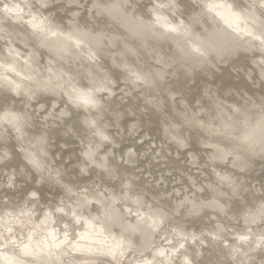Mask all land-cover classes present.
<instances>
[{
  "label": "snow or ice",
  "instance_id": "snow-or-ice-1",
  "mask_svg": "<svg viewBox=\"0 0 264 264\" xmlns=\"http://www.w3.org/2000/svg\"><path fill=\"white\" fill-rule=\"evenodd\" d=\"M205 11L260 57L255 126L201 75L223 49L158 43ZM0 41V264H264V180L247 179L264 164V0H0ZM54 126L75 155L49 154ZM145 143L207 175L145 180Z\"/></svg>",
  "mask_w": 264,
  "mask_h": 264
},
{
  "label": "rangeland",
  "instance_id": "rangeland-1",
  "mask_svg": "<svg viewBox=\"0 0 264 264\" xmlns=\"http://www.w3.org/2000/svg\"><path fill=\"white\" fill-rule=\"evenodd\" d=\"M142 2H146V0H142ZM209 17L207 16V18L211 20L212 16L210 18ZM246 55H247V59L245 60ZM246 55L242 56L243 59L241 56H236L237 57L236 59L235 57L228 59V60L219 59L218 64L214 60L217 64V70H216L215 77H213L211 71H208V70L201 72V75L202 76L206 75L209 81L214 80V84L212 85L213 87L215 85H223L226 90L228 88H231L233 91V95L226 100V103L230 105L235 104L237 107L242 106V111L247 112L246 116L247 118L249 117L248 118L249 121L252 120V123H253L252 125L254 126L256 122L260 120L259 119L260 118L259 107L258 106L253 107L251 103H248L247 105H245V97H251L256 102V105H259L260 103V100H259V97L261 95V89L259 87V71L260 70L257 64L255 63V61H258L260 59V57L258 54L254 56L250 53L249 54L247 53ZM214 61L213 63H215ZM55 67L57 66L54 65V69ZM250 76H254L256 78V84L254 86H253V82ZM201 84H204L203 79L201 80ZM117 103H119V101H117ZM224 119H227V116H225ZM233 119H235V117H233ZM240 119H244V117H240ZM129 123H131V121H129ZM216 126L219 127V122L217 123ZM249 131L251 130L249 129ZM238 132L239 131L236 132V135H238ZM255 134H256L255 136H257L256 138L258 139L259 131L256 130ZM51 139H52V144H51V149H50L49 154H51V152L53 153L54 151L59 156V153L63 152L65 157H67L69 154L75 155L78 152V146L76 142L72 139L71 136L65 135L62 129L57 130L55 129V126H54V134L51 137ZM65 141H68V143L65 144ZM151 149L153 148L148 143H145L143 147L140 149V152H141L140 168L143 172V178L145 180H148L149 182H156L158 184L159 181H163L165 179L163 183L170 190L172 187H175L177 188V190H179L180 182L189 177V172L186 171V169L190 170L191 176L193 177L201 176V178L203 179L207 175V173H201L197 170V165L199 164V161H197V163H193L190 159H186V158L184 159L183 157L178 158L177 154L174 151H172L171 148H167L166 146L164 148V154L161 153L160 155L156 154L157 152H159V148L156 149V152H154ZM165 153H172V154L169 157ZM202 154L206 155V150L202 149ZM177 160H178V163H177ZM171 161L173 165L170 163ZM169 173H171V175H169ZM162 177L164 179H162ZM247 179H250L251 182L257 186H259V183L261 180H264V164L261 163L258 157L256 158L255 162L252 164L251 169L249 171V176L247 177ZM4 211L18 212L19 209L13 210L12 208H9ZM7 219L8 218L5 217V222L7 221ZM206 219L207 218H205V221L203 223H206L209 228L212 227L211 222L207 221ZM239 227L241 228L244 227L243 222L240 223ZM205 245H206V248H205L206 255L204 258L210 261H215L216 259H218L219 257H218L217 251L212 250V249H207V242H205ZM77 255L80 256L81 259L86 258L80 253H77ZM129 259H133V258L130 257Z\"/></svg>",
  "mask_w": 264,
  "mask_h": 264
},
{
  "label": "bare ground",
  "instance_id": "bare-ground-1",
  "mask_svg": "<svg viewBox=\"0 0 264 264\" xmlns=\"http://www.w3.org/2000/svg\"><path fill=\"white\" fill-rule=\"evenodd\" d=\"M212 16V19H208L206 21H202V25L199 26L198 28L195 29V35L194 39L197 41L195 45L197 47H203L201 50L209 49V50H216V49H223L222 51V58L219 59H224L228 60L231 58L235 59L237 58L236 56H245L247 53L252 54L251 52L246 51V49L242 46L243 43L246 41L247 37L242 36V35H237L230 29L219 17L215 16V13L208 12V17ZM209 17V18H210ZM215 17V18H213ZM114 23V28L119 34H124L128 35L127 29L119 24ZM175 35V34H174ZM192 39H193V28L191 35L189 37L185 36H175V39H164L159 41V45L162 46L165 50L167 49H172L175 50L177 48V44H179L181 47H185L186 44H189L191 46L192 44ZM133 43L135 42L134 40L132 41ZM236 45H240V47H235ZM235 47L234 52H230L228 49ZM253 55V54H252ZM250 55V56H252ZM247 57V55H246ZM243 59V57H242ZM239 60V59H238ZM68 62H73L69 60ZM215 62V61H214ZM227 63V62H226ZM225 63V64H226ZM216 64V62L214 63ZM222 66V65H221ZM55 70V69H54ZM199 71V70H198ZM245 107V106H244ZM256 110V109H255ZM249 112V111H248ZM247 113V112H245ZM251 113V112H250ZM254 113V112H253ZM247 115V114H246ZM250 116V114H249ZM254 117V116H253ZM249 118V117H248ZM252 118V116H251ZM256 119V118H255ZM260 119V118H259ZM254 120V119H253ZM255 121V120H254ZM253 121V122H254ZM252 123V120L250 121ZM257 123V122H256ZM253 124V123H252ZM255 126V125H254ZM251 130V129H250ZM259 131V129H256ZM256 132V131H255ZM236 134V133H235ZM239 135V132H238ZM256 135V134H255ZM53 136V135H52ZM257 137V136H256ZM63 142V141H62ZM57 146V145H56ZM65 147V146H64ZM167 147V146H166ZM68 148V147H67ZM168 148V147H167ZM66 149V148H65ZM153 150V149H151ZM73 151V150H72ZM54 152V151H53ZM171 152V151H170ZM52 153V152H51ZM147 153V152H146ZM164 154V153H163ZM172 154V153H171ZM51 155V154H50ZM143 155V154H142ZM185 159V158H184ZM184 161V160H183ZM172 164V161L170 162ZM169 163V164H170ZM185 163V162H184ZM197 163V162H195ZM189 164V163H187ZM173 165V164H172ZM176 165V164H175ZM143 166V165H142ZM194 166V165H193ZM174 167V166H172ZM171 167V168H172ZM180 167V166H179ZM183 167V166H182ZM258 167V166H257ZM189 168V167H188ZM259 168V167H258ZM180 169V168H179ZM171 170V169H170ZM183 170V169H182ZM189 170V169H188ZM172 171V170H171ZM184 172V171H183ZM185 174V173H184ZM197 174V173H195ZM253 174V173H252ZM186 175V174H185ZM184 176V175H183ZM204 177V176H203ZM167 178V177H166ZM162 179H164L162 177ZM165 180V179H164ZM163 180V181H164ZM166 182V181H165ZM207 220V219H206ZM114 235L116 234L115 232L113 233ZM105 238L107 239V233H105ZM100 240L101 244H103V240H101L100 237L93 236V237H88L86 240L81 241V243L85 246L89 244H95L96 241ZM108 243H111L110 239H107ZM10 255V254H9ZM77 255V254H76ZM130 258V257H129ZM132 258V257H131ZM83 259V258H82Z\"/></svg>",
  "mask_w": 264,
  "mask_h": 264
},
{
  "label": "clouds",
  "instance_id": "clouds-1",
  "mask_svg": "<svg viewBox=\"0 0 264 264\" xmlns=\"http://www.w3.org/2000/svg\"><path fill=\"white\" fill-rule=\"evenodd\" d=\"M192 2H193V3H197L198 0H192ZM200 13H201V9H200V8H197V9H196V14L199 15ZM207 16H208V12L205 11V12L203 13V15L201 16V18H200V23H193V24H192V28H193V39H192V43H194V44L197 43V41L194 39L195 29L202 25V23H201L202 21L204 22V21L207 20ZM185 47L189 50L191 57L194 59V58L196 57L197 54H196L195 52H191V47H190L189 44H186ZM202 47H203V45H201L200 48H202ZM205 49H206V48H205Z\"/></svg>",
  "mask_w": 264,
  "mask_h": 264
}]
</instances>
